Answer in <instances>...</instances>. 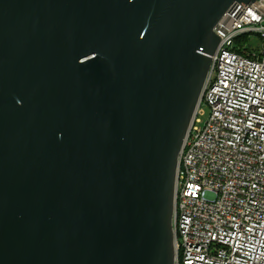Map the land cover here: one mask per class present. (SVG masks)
<instances>
[{
    "label": "water",
    "instance_id": "obj_1",
    "mask_svg": "<svg viewBox=\"0 0 264 264\" xmlns=\"http://www.w3.org/2000/svg\"><path fill=\"white\" fill-rule=\"evenodd\" d=\"M253 1L0 0V264H175L213 28Z\"/></svg>",
    "mask_w": 264,
    "mask_h": 264
},
{
    "label": "built area",
    "instance_id": "obj_2",
    "mask_svg": "<svg viewBox=\"0 0 264 264\" xmlns=\"http://www.w3.org/2000/svg\"><path fill=\"white\" fill-rule=\"evenodd\" d=\"M213 30L220 39L178 156L174 263L264 264V0L233 3Z\"/></svg>",
    "mask_w": 264,
    "mask_h": 264
},
{
    "label": "rangeland",
    "instance_id": "obj_3",
    "mask_svg": "<svg viewBox=\"0 0 264 264\" xmlns=\"http://www.w3.org/2000/svg\"><path fill=\"white\" fill-rule=\"evenodd\" d=\"M256 35L255 34H251L250 35V37L249 38H251L252 39V41L255 43V40H256V37H255ZM202 108L204 109V115L202 116V119H206L207 118V116H208V113H209V109H208V107H207V105L205 104V103H202Z\"/></svg>",
    "mask_w": 264,
    "mask_h": 264
}]
</instances>
